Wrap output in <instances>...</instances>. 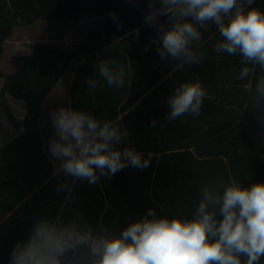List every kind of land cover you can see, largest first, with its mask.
<instances>
[{"label": "trees", "instance_id": "1", "mask_svg": "<svg viewBox=\"0 0 264 264\" xmlns=\"http://www.w3.org/2000/svg\"><path fill=\"white\" fill-rule=\"evenodd\" d=\"M253 7L264 9V0H255ZM147 9V0L138 5L130 0H0V60L15 28L40 20L68 24L86 14L102 18L77 53L66 56L54 45H37L29 57L20 59L14 74L0 73V111L14 129L19 125L6 105L7 97L24 108L23 132L0 147V264H9L14 244L27 238L35 217L63 214L68 193L57 190L62 181L92 201L89 222L108 224L111 219L109 211L101 218L102 199L99 206L91 200L94 184L75 182L62 172L55 175L42 149L38 120L45 99L74 60L81 64L70 88L72 108L118 123V117L128 112L122 118L126 125L137 113L144 116L139 132L129 129L128 140L130 147L151 160L150 166L143 170L129 166L111 176L110 190L129 221L141 218L149 208L157 215L190 218L200 187L209 181L235 177L244 186L264 182V127L247 109L256 76L239 80L241 57L214 51L219 39L215 24L208 31L201 29L202 63L176 67L178 62L171 57L162 60L153 42L156 27L144 21ZM110 13H115L116 22ZM111 58L128 70L124 88H109L96 73V62ZM196 78L207 92L200 115L168 121L167 99L173 89ZM92 79L98 81L96 88L88 84ZM106 197L110 198L108 190ZM125 218L122 224L108 225L119 228Z\"/></svg>", "mask_w": 264, "mask_h": 264}, {"label": "clouds", "instance_id": "2", "mask_svg": "<svg viewBox=\"0 0 264 264\" xmlns=\"http://www.w3.org/2000/svg\"><path fill=\"white\" fill-rule=\"evenodd\" d=\"M130 2L138 5L140 0ZM254 3L147 0L144 21L156 27L153 42L159 57H171L178 62L176 67L204 61L201 29L208 31L215 24L219 39L214 51L241 57L244 66L239 80L256 76L254 89L248 91L247 109L264 127V9L253 7ZM109 15L117 21L115 13ZM95 69L109 88L125 87L128 70L115 58L98 60ZM88 84L96 88L98 81L88 80ZM206 95L199 78L179 83L167 99V120L189 114L198 117ZM50 115L54 138L48 152L65 177L95 184L101 176L111 178L129 166L140 170L150 166L151 160L141 152L130 146L117 147L130 134L120 123L98 120L71 106H61ZM155 124L153 120L151 126ZM73 187L68 181L58 185V191L68 193L62 208L73 199ZM262 259L264 182L244 186L229 177L200 187L199 202L190 218L157 215L149 208L141 218L117 230L103 220L93 224L79 212L68 217L62 212L55 217L39 215L27 238L14 244L9 264H260Z\"/></svg>", "mask_w": 264, "mask_h": 264}, {"label": "crops", "instance_id": "3", "mask_svg": "<svg viewBox=\"0 0 264 264\" xmlns=\"http://www.w3.org/2000/svg\"><path fill=\"white\" fill-rule=\"evenodd\" d=\"M86 18H92L94 20L93 25L85 29L86 34H88L93 27L97 26L100 22H102L101 18L92 14H86L82 19L84 20ZM50 24L57 25L58 23L56 22L47 23L46 21L40 20L35 22L30 27L15 28L11 36L5 41L3 46L4 52L0 60V73L5 75L14 74L21 65L20 59L29 57L32 54L33 48L37 45H54L58 47V49L64 54L65 53L71 54L76 52V50L71 49V47L75 45L76 42L79 43L81 39L76 41L77 39H75V36L70 35L68 32H66L65 30L66 26L63 25H62L63 30L59 35H55L53 37L46 36V33L44 31L46 29V26ZM80 64L81 62L76 63L69 75H67V73L70 70V67L68 68V70L60 79L58 84L45 99L42 113L38 120V129L41 136L43 153L51 162L55 175L58 173L57 166L59 162L55 161L48 152L50 140L54 138V131L51 126L50 114L53 111L60 108L61 106H71L70 88H71L73 76L77 68L80 66ZM6 105L9 108L10 113L17 120L19 127L18 129H14L13 127H11L7 122V120L5 119L4 113L0 111V147L3 146L10 139L18 136L23 132L21 122L24 116V108L22 104L17 103L13 101L11 98L7 97ZM126 113L128 112H125L118 117V120L121 121L120 124L122 128H125L128 131L129 129H135L136 131L139 132V127L141 126L140 118L143 119L144 117L143 114L140 115L139 113H137L132 117L133 118L132 120H134L132 121V124L130 123L129 125L128 123V125H126L127 123H124V121L122 120V118L124 117V115H126ZM125 146H130L128 137L126 138ZM117 147L123 149L124 143L117 145ZM100 179L102 178L100 177ZM103 180L104 178L102 180H99L98 183H95L94 185L90 186V190H93V194L91 195L92 196L91 200L93 199L95 201V204L99 206L100 204L99 201L102 199L101 201L102 203L100 204L102 206L101 218L106 211H109L111 219L108 221L109 222L108 224H114L116 222H120L122 224L124 222L125 217L123 216L124 214L121 211L122 209L120 208V203L118 199L112 194L110 190L111 178L105 177V180L104 181ZM107 190L108 193L110 194V198L108 200L106 197ZM79 192L80 190L78 187H75L73 189V193H72L73 199L71 200L70 203L67 204V206L63 207L61 211H63V216L65 217L70 216L72 213L79 212L83 214V216L87 220L88 210H90L89 206H92V201H88V199H86L82 195V193ZM63 205H65V201ZM91 208L93 209V207ZM98 222H100V220Z\"/></svg>", "mask_w": 264, "mask_h": 264}, {"label": "rangeland", "instance_id": "4", "mask_svg": "<svg viewBox=\"0 0 264 264\" xmlns=\"http://www.w3.org/2000/svg\"><path fill=\"white\" fill-rule=\"evenodd\" d=\"M85 16V15H84ZM84 16H82L79 20H77V21H73V22H70V23H68V24H64V23H62V22H58V21H52V22H56V23H58L57 25H54V24H50V25H48V26H46V29H45V33H46V36H49V37H53V36H55V35H59L60 33H61V31L63 30V26H66V28H65V30H66V32H68L70 35H73V36H75V39H77L76 41H78V40H80L81 39V41L78 43V42H76L75 43V45H73L72 47H71V49H75L76 50V52H74V53H71V54H66L65 53V55L66 56H71V55H73V54H75V53H77L79 50H80V48L82 47V45L84 44V42L86 41V39H87V37H88V35H89V33L92 31H90L88 34H86V28H88V27H90V26H92L93 25V23H94V20L92 19V18H86V19H82ZM98 17V16H97ZM99 18H101V17H99ZM102 19V18H101ZM81 20V21H80ZM52 22H47V23H52ZM101 23V22H100ZM99 23V24H100ZM58 25H61V26H58ZM63 25V26H62ZM96 27V26H95ZM95 27H93V28H95ZM19 28V27H18ZM92 28V29H93ZM67 33V34H68ZM82 33V34H81ZM86 34V35H85ZM58 48V47H57ZM7 49H8V47H7ZM63 53V52H62ZM64 54V53H63ZM76 63H79L78 61H76V60H74V61H72L71 62V64H70V70L68 71V73H67V75H69L70 73H71V71L73 70V68H74V66H75V64ZM101 178L103 179L104 178V180H105V177L104 176H101ZM102 179H100V180H102ZM103 180V181H104ZM102 185V184H101ZM104 186V185H103ZM125 219H127V218H125ZM126 222H129L128 221V219H127V221ZM125 222V224L123 225V226H121V227H119V228H115V229H117V230H119V229H121V228H123L124 226H126V223Z\"/></svg>", "mask_w": 264, "mask_h": 264}]
</instances>
